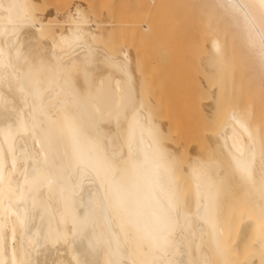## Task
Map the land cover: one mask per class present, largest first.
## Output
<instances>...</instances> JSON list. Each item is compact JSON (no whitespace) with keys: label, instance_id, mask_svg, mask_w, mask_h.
<instances>
[{"label":"bare ground","instance_id":"obj_1","mask_svg":"<svg viewBox=\"0 0 264 264\" xmlns=\"http://www.w3.org/2000/svg\"><path fill=\"white\" fill-rule=\"evenodd\" d=\"M184 3L172 107L202 126L175 138L86 7L0 0V264H264V0Z\"/></svg>","mask_w":264,"mask_h":264},{"label":"rangeland","instance_id":"obj_2","mask_svg":"<svg viewBox=\"0 0 264 264\" xmlns=\"http://www.w3.org/2000/svg\"><path fill=\"white\" fill-rule=\"evenodd\" d=\"M40 1L43 3L42 7L49 5L45 10L46 12L43 10V13L57 12V10L58 13H63L71 7L70 5H72L73 2L80 3L83 7H86L87 11L89 10L90 16L101 23L102 28H109V35L105 38V41L101 43L114 56L121 55L124 50H127L132 56L133 61L135 57L140 60L143 65V69L141 70L142 75L146 77L148 88L150 89L149 97L158 106H156L157 109L155 111L160 113L159 118H157V116L155 118L164 123H171L173 128L178 129L176 132L172 133L175 138H184L187 132L202 126V123H193L184 117H178L172 107L174 103L178 105V102V107H183L189 90L180 89L177 94L173 93L170 82L173 76L171 72L174 70L175 66L170 65L171 56L173 54H175V56L178 55L179 58H181L180 61L184 58L186 59L185 62L187 67L184 62L178 64L176 67L183 71L185 68H189V70H191V77L195 83L201 75L197 69L195 58L197 56H193L194 50L201 47V40L198 34L194 36V39L187 37L189 26L186 20L188 8L184 0H171V2L170 0H157L154 5H151V14L147 17L151 20L152 32L145 38L143 43L141 42L142 44H140L137 37L136 27L146 16L147 6H150L148 0ZM40 1L38 0L39 3ZM168 4L171 7H169ZM51 19L59 20L54 15ZM140 45L144 47L145 61H142L139 57ZM194 91L197 95L199 94L197 87ZM248 94L249 96L251 95V97L254 96V94L256 95L252 90H249ZM175 97L178 99V102L175 101ZM178 111L179 110L176 112ZM180 142H182V140H180ZM193 144L197 146L199 152L205 153L208 151L207 144L201 139ZM190 147L192 148L193 145ZM190 147L189 151H192Z\"/></svg>","mask_w":264,"mask_h":264}]
</instances>
